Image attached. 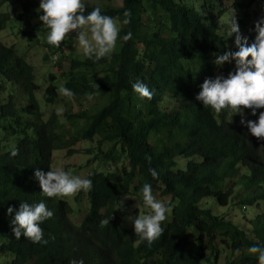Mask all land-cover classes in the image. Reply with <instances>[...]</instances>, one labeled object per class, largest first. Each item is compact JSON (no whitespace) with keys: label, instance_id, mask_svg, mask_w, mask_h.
I'll use <instances>...</instances> for the list:
<instances>
[{"label":"trees","instance_id":"16d2710c","mask_svg":"<svg viewBox=\"0 0 264 264\" xmlns=\"http://www.w3.org/2000/svg\"><path fill=\"white\" fill-rule=\"evenodd\" d=\"M8 1L0 0V10ZM250 1L232 0L231 7L249 43L255 35L250 31L254 22L264 15L254 18ZM215 4L216 0H197L196 7L185 0H123L119 9L100 8L103 15L117 21L130 11V23L121 24L118 31V53L96 61L71 62L65 88L73 93L72 99L79 101L91 94L105 104L68 115L76 130L67 135L58 133L54 113L47 122L42 120L32 66L0 40V251L11 256V264L31 260L69 264L74 259L84 264H215L221 256H225L223 264H257V254L247 249L264 245V138L252 136L241 125L240 114L232 116L228 109L217 113L195 99L206 78L227 76L235 68L234 62L222 67L212 63L214 53L237 50L223 35L222 13L215 16L212 11ZM93 8L86 5L85 14ZM11 20L10 13L0 12V34ZM129 31L132 38L122 40ZM64 46L65 40L59 47L46 44L54 53ZM137 80L149 88L150 99L133 91ZM50 81L45 93L48 105L57 98L53 75ZM14 87L27 101L20 109L14 101ZM241 108L244 118L253 121L264 111L258 109L252 116L250 109ZM103 128L113 132L105 139L111 146L96 158L104 165L127 162V166L118 173L92 171L86 176L92 186L79 191L76 200L85 193L89 209L75 227L68 204L59 196H45L34 171L52 170L54 151L91 141ZM8 135L17 141L12 149L2 145ZM13 150L16 156L11 155ZM145 183L152 185L153 194L158 191L169 197L171 208L170 220L162 222L161 235L150 244L135 236L133 226L123 225L129 205L120 203L132 188L142 193ZM207 199L228 211L216 214L202 207ZM41 201L53 212L40 225L48 243L15 238L14 213L6 214L7 209L17 210L20 202ZM261 205L263 209H257ZM230 210L240 213L250 227L231 219ZM246 212L252 214L249 220ZM105 219L109 224L101 223Z\"/></svg>","mask_w":264,"mask_h":264},{"label":"clouds","instance_id":"9594fccd","mask_svg":"<svg viewBox=\"0 0 264 264\" xmlns=\"http://www.w3.org/2000/svg\"><path fill=\"white\" fill-rule=\"evenodd\" d=\"M85 11L86 5L83 0H39L38 20L42 22V27L48 30L46 42L49 45L59 47L60 43L68 38V34L74 32L73 46L82 50L85 57L96 61L112 52L118 37L117 20L111 16L103 15L99 7L93 8L87 14ZM130 16V11H124V18L119 23L128 25ZM250 31L255 33L251 43H249L247 36L241 35L236 17L234 16L229 21L227 36H234V44L237 50L214 53L212 63L217 67H222L225 63L232 64L234 62V71L228 72L227 76L216 75L214 78H206L195 99L201 102L204 107H208L217 113L223 109H228L234 114H240L241 125H245L252 136L264 138V111L259 112L255 121L246 120L243 109L240 107L250 109L252 116L257 115L258 109H264V15L254 22V28ZM121 38L127 41L132 38V33L129 31ZM61 50L56 53L49 51L50 54H53L50 57L53 65H57L59 62ZM132 89L140 97L151 98V91L146 84L139 80L132 84ZM58 92L65 97L73 95L71 90L65 87H60ZM87 99L91 100L92 95L88 94ZM60 111L57 109V114ZM8 136L9 138L3 140L2 145L4 148L12 149L17 141L10 135ZM11 155L16 156L17 152L13 150ZM150 172L153 178L157 177L154 169ZM34 177L39 182L41 192L49 198L70 196L79 191H87L92 186L90 179L71 175L59 168L47 172L36 169ZM142 200L143 205L149 211L145 214L127 215L125 219L132 224L135 236L150 244L161 235L162 222L165 221L166 214L171 211V208L166 202L154 197L152 185L149 183L143 185ZM135 207L137 208L138 205L136 204ZM13 213L11 225L12 234L15 238L19 239L23 236L32 243H48L43 238L40 225L51 218L53 212L46 207L43 201L33 204L20 202L17 210L12 207L7 209L6 214L11 215ZM109 221L105 219L101 223L109 224ZM1 244L2 241L0 240V247ZM247 251L251 254H257V264H264V245H252ZM0 256H7V254L0 251ZM69 264H84V262L82 259H74Z\"/></svg>","mask_w":264,"mask_h":264},{"label":"rangeland","instance_id":"374dc122","mask_svg":"<svg viewBox=\"0 0 264 264\" xmlns=\"http://www.w3.org/2000/svg\"><path fill=\"white\" fill-rule=\"evenodd\" d=\"M186 3L191 2L195 7L197 5V0H185ZM214 1V0H213ZM85 5L99 7V8H114L119 9L123 6V0H83ZM202 5V3H201ZM232 0H216V4L213 8V14L217 16L222 13L220 19V27L223 29V35L229 40H232L231 48L235 49L234 36H227V28L229 21L233 18L232 11ZM38 8L39 0H9L8 3L0 10V12L10 13L12 20L7 25L5 31L0 34V40L2 44L8 48H13L16 55L23 58L28 64L33 67L35 74V82L33 87L35 89V94L37 100L41 106L42 120L47 122L52 114L56 115L57 121L60 125L58 133L70 134L75 132L70 123L67 120L68 115H75L81 113L86 108L93 110L104 106L105 102L98 98H92L88 100L87 98H82L79 101H75L72 97H65L58 92L60 87H65L67 83V73L70 70L71 62L73 60L84 61L87 59L78 47L73 46L72 37L75 33L68 34V38L65 39V47L61 50V58L57 65H53L50 50L46 48V33L47 28L42 27V22L38 20ZM249 11L254 14V18L264 14V0H251ZM147 20V19H146ZM150 28H153L154 24L150 19L147 20ZM158 23V22H157ZM118 31L121 28V24L117 21ZM244 36L243 33H241ZM120 46L115 43L112 52L108 55H113L120 51ZM106 56V57H108ZM105 58V57H104ZM196 69V68H194ZM55 76L54 84L57 86V98L54 104L48 105L45 102V93L47 87L50 85V76ZM14 101L16 108L20 109L27 105L26 98L24 97L22 91L18 87L13 89ZM167 96V95H165ZM7 97V96H3ZM6 99V98H5ZM164 105L170 107V102L165 101ZM241 107V106H240ZM57 109H60V113L57 114ZM231 115H235L231 112ZM83 124V122H79ZM86 124V123H84ZM113 135V132L103 128L99 134L91 141H79L76 144H70L69 148L56 151L52 154V170L57 168L69 172L71 175H77L81 178H86V176L95 171L97 173H107L114 172L118 173L122 170L124 166H127V162H123L122 166H112L104 165L100 158L96 156L102 152L104 153L110 148L111 142L105 140ZM100 141L102 143L100 144ZM70 143V142H69ZM73 152L69 155V151ZM180 165L185 167V162L180 161ZM129 167H127L128 169ZM154 197L167 204L170 202L169 197L162 196L160 192L156 191ZM79 196V192H76L70 196H61L65 200L70 210L72 211L68 216L71 223L75 227H79L87 214L88 211V200L84 193L80 200H76ZM122 205H129L128 215H138L145 214L149 211L144 205L142 200V193H137L134 188L131 189V194L120 201ZM138 205L136 208L135 205ZM201 206L212 210L216 214H224L228 211L226 208H221L210 199L204 200ZM254 209H256L254 207ZM257 209H263V206H259ZM258 211V210H257ZM258 213V212H256ZM231 219L239 222L241 225L250 227L248 222L245 223L242 219L240 213L235 210H230L228 212ZM249 218L252 214L246 212ZM170 220V212L166 214L165 222ZM123 225L130 227L132 224L124 219ZM225 256H221L220 261L215 264H223ZM10 256H0V264H10ZM30 264H34L32 261Z\"/></svg>","mask_w":264,"mask_h":264}]
</instances>
